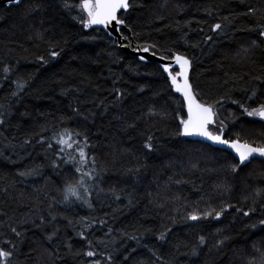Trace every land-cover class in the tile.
<instances>
[{
    "label": "trees",
    "instance_id": "obj_1",
    "mask_svg": "<svg viewBox=\"0 0 264 264\" xmlns=\"http://www.w3.org/2000/svg\"><path fill=\"white\" fill-rule=\"evenodd\" d=\"M34 2L41 3L43 10L32 15H25V9ZM67 2L78 3V0H67ZM249 2L258 4L260 0H249ZM136 3L143 6L130 10L126 19V23L132 27L133 31L140 34L139 39L133 38L134 42L139 45L157 43L164 47H172L192 58L193 65L189 76L194 88L201 93L202 100L216 99L228 89L247 86L246 82L252 76L264 75V44L254 50L250 60L237 63L233 59L242 45H247L255 39L252 34H239L234 39L230 37L226 40L214 37L215 44L212 47L203 43L199 48L189 46L201 41L204 34L211 35L207 26L203 24L205 16L199 10L212 4H224L226 9L224 14H227L228 9L238 8L235 0H167L165 7H161L165 5V0H136ZM177 3L184 7V12L177 14L174 11ZM75 14V12L66 13L62 8L61 0H23L20 6L0 4V83L3 84V87H0V104L11 107L7 124L0 128V132L3 133L0 135V146L7 141L19 145L28 136L38 133L44 125L55 130L70 128L88 132L90 141L97 146L95 155L99 158L101 165H106L110 169L102 176L101 186L105 189L112 185L126 187L130 191L134 189L138 203H135L133 207H124L127 200L123 198L122 202L108 201L111 208H120L115 219L110 221L111 226L125 229L130 233L140 225L144 228H153L154 231L160 228L163 223L162 218L169 209L161 211L155 208L149 202L151 197L148 194L155 195L158 191L163 192V188H158V185L162 186L169 176L191 181L184 185H170L171 193H179L189 203L198 201L203 196L205 200L211 199L212 206L216 208H219L223 201L247 210L253 190L264 188V184H261L255 175L264 171V164L256 161L243 168L235 177H225L223 173L208 171L219 169L224 163L221 157L228 155L230 160L232 154L222 153L218 151L220 148L207 142L175 135L178 131V122L172 117L174 116L173 108L176 105H170L167 101L169 98L179 100L180 96L168 89V84L163 78L147 75L155 71L156 63L152 62L148 66L137 68L136 56L126 53L121 48H110L111 41L107 39L103 31L97 33L92 29H82L71 19V16ZM157 16H164L166 19L161 21L156 19ZM185 21H192L190 27L193 29V31L183 29L188 31L187 44L181 40L183 32L177 28V22L184 25ZM197 21L201 23L197 24ZM212 22L208 20V24ZM200 27L204 28L203 33L197 30ZM39 31L45 32L44 40L35 37V33ZM93 36L97 38L85 39V37ZM63 40H67L68 43L66 45L61 43V47L64 48L61 56L55 60H49L47 64L37 60V57L41 55L48 58L46 41ZM107 50L123 56L124 60L121 64H111V58L104 55ZM97 53L101 54L97 63L82 59L86 54L94 60ZM73 57L78 58L74 60ZM5 65L15 66L18 69L8 74L12 80L31 77L29 87L19 98L11 95L15 86L3 79ZM129 65L134 71H129ZM109 68L113 73L123 77V81L116 86L126 87L131 95L125 98L120 107L102 115L100 114L102 109L94 108L91 104H81L82 113L87 114L89 109L97 113L94 117L89 116L88 121L85 122L83 116H76L72 112L70 105L75 104V97H79L81 101H91L94 97L101 99L107 97L111 100L112 97L108 94V90L112 87ZM136 72L141 75H136ZM242 75L245 76V81L238 82V78ZM233 77L236 79H232ZM225 80H229L226 86ZM141 84H148L151 87L139 93L136 91V86ZM96 85H99V91ZM66 89L72 94H62ZM76 89L80 91L77 92ZM155 92H160L161 95L154 96ZM231 95L233 99L244 101L242 92L236 91ZM260 100H264V96H261ZM153 103L157 108H164L169 112L167 121L141 122L136 130H123L120 121L114 119L116 115H122L125 121L131 123L135 116L141 115ZM248 106L256 105L249 102ZM22 113L27 115H21ZM232 116L237 118L235 126L229 123L232 132L243 131L249 140L260 139L261 134L264 133V122H261L259 118L243 115L237 105L225 104L221 118L231 119ZM61 117H70V119L61 124ZM153 125L155 127H152ZM148 128H151L158 136L159 143L163 145L162 151L148 154L142 148L144 138L141 133ZM46 135L50 136L51 133ZM4 137H7V141ZM28 152L32 153L31 157L26 154ZM5 155H10L16 162L11 163L0 158V216L6 212L8 216L20 217L26 213L30 214V210L36 211L33 207L36 200L45 201L40 206L43 210L46 209L48 198L51 196H55L57 200L61 199L62 194L58 189L63 187L62 179L51 167L45 166L41 176L19 177L17 175L19 171L34 164H47L43 158V148L39 145L26 146V149L18 148L17 153L6 152ZM137 159L141 162L146 160L148 167L142 171L135 185L131 181L125 184L120 171L124 167L135 164ZM170 161L178 166L167 168L166 165ZM192 164H198V168L192 169ZM66 175L69 181L76 178L67 173ZM225 179L233 186V190L220 195L214 185ZM4 189L7 191L5 192ZM34 189H40V191L36 192ZM245 196H250L247 204L244 203ZM255 199L258 201L257 211L249 217L229 210L219 221L213 219L201 221L194 229H187L183 224L176 225L172 234L173 243L177 239L194 241L196 233H199L209 237L208 247L210 248L215 239L223 238V236L231 237L219 252L212 249L209 253L205 248L198 258L179 257L177 264H250V262L261 264V252H264V227L258 222L264 219V209L261 208V204H264V193ZM195 206L193 203V207ZM206 207L204 203L199 205L200 209H206ZM55 210L68 216L74 213L80 216L89 214V210L83 207H73L72 211H68L64 205H58ZM110 210L108 206H105L96 215H103ZM2 218L7 219V217ZM253 224L257 225L255 229L251 228ZM61 227H63L62 223ZM217 229L224 230L223 236L215 235ZM0 231L6 232L5 229ZM186 232H190L191 236L186 237ZM67 235H72L70 229L67 230ZM5 239L16 241L10 232H6L5 235L0 236V246H5L2 243ZM73 243L76 247H84L75 237H73ZM142 243H148L151 247L157 242L152 237H146ZM127 245L129 252L132 248L137 249L128 264H136L137 261H144L147 264L150 257L144 248L134 241H127ZM46 246L47 242L43 241L40 231L30 228L20 246L21 254L12 261V264H45L46 257H42L41 253ZM159 247L166 259L170 260L175 255L170 245H159ZM256 249L260 251L257 252ZM181 251L186 250L181 249ZM64 264H71V261H65Z\"/></svg>",
    "mask_w": 264,
    "mask_h": 264
},
{
    "label": "snow or ice",
    "instance_id": "obj_2",
    "mask_svg": "<svg viewBox=\"0 0 264 264\" xmlns=\"http://www.w3.org/2000/svg\"><path fill=\"white\" fill-rule=\"evenodd\" d=\"M8 6H20L23 0H6ZM238 5L237 9H228L225 12L224 4H212L204 7L199 11L205 16L203 24L207 26L208 31L211 33L204 34L201 41L190 44L192 48H199L201 43L207 44L212 47L215 44L214 37L221 40L234 39L239 34H252L255 39H252L249 44L242 45L236 52L233 59L239 63L241 61L250 60L252 53L256 48L264 44V0L252 3L249 0H235ZM62 8L66 13L75 12L71 19L77 22L82 29H92L99 33L103 31L104 35L111 41L110 48L132 49L136 53H143L136 57V67L148 66L156 61L155 71L147 73L149 76H157L163 78L167 84L168 89L177 93L180 96L179 100L168 99V104H174L173 108L174 120L178 122V131L176 136L183 137H200L203 140L210 141L212 145H219L222 148L218 151L222 153H231V159L228 155H223L221 158L224 163L220 165L219 169H210L208 171H217L223 173L225 177L238 176L243 168L248 165L259 161L264 164V133L261 134L258 140H249L243 131L232 132L229 128V123L235 126L236 117L232 116L223 117L225 104L231 103L237 105L242 114L251 118H259L264 122V100H260L264 96V75L252 76L247 82V86L239 89L231 88L225 91L216 99L202 100L201 93L194 88L190 80V70L192 69L193 60L187 54L176 51L172 47H164L157 43H145L142 45H133L131 38H140V34L134 32L132 27L126 23L127 14L130 10L143 5H137L136 0H78V3H68L67 0H61ZM167 0H165V7ZM43 10V5L39 2H34L25 9V15H32ZM174 11L179 14L184 12L185 9L179 3L175 5ZM156 19L164 20L166 17L157 16ZM212 20L208 24V20ZM43 23V21H41ZM192 21H185L184 25L177 22L178 30L183 32L181 40L185 44L188 43V31L191 29ZM197 21V24H200ZM187 28L188 31H183ZM123 29V31H122ZM203 33L204 28L197 29ZM124 31L130 33L125 35ZM159 31V29H158ZM35 37L40 40L45 39V32L39 31L35 33ZM97 37H85V39L95 40ZM32 39V37H29ZM127 42V43H125ZM48 43V58L41 55L37 60L42 64L49 63V60H55L64 52L61 43L67 44V40L63 41H46ZM111 58V64L119 65L124 60V57L118 53L107 50L104 52ZM100 53L96 54V59L87 56L86 54L82 59L90 60L92 63H97L100 60ZM73 57L72 59H77ZM227 58V57H226ZM129 71H134L131 65L128 66ZM14 71H18L15 66L5 65L3 72L5 73L4 81L10 82L15 86V90L11 92L13 97L19 98L25 90L29 87L31 77L24 79L23 77L12 80L8 75ZM136 75H141L139 72ZM109 75L111 77L112 87L108 90L109 96L112 97L108 100L107 97L101 99L94 97L91 101H81L79 97H75V104L70 105L72 112L76 116H83L85 122L88 121L89 116H96L97 113L89 109L87 114L81 112V104H91L94 108L102 109L101 115L110 110L120 107L125 98L130 96L125 88L117 87L116 85L123 81V77L119 74L113 73L109 68ZM247 75V74H245ZM232 79H236L233 77ZM245 76H240L238 82H244ZM229 80L224 81V85H228ZM0 87L3 84L0 83ZM151 85L141 84L136 86V91L143 93L146 88ZM99 91V85H96ZM75 91L79 92L80 89ZM242 92L244 94V101L233 99L231 93ZM64 95H71L69 90H64ZM160 92H155L154 96H160ZM107 101V102H106ZM255 104V107H250ZM11 115V107H6L0 104V128L7 124V116ZM21 115H27L22 113ZM169 112L164 108H157L153 103L143 111L141 115L134 117L131 123L124 120L122 115H116L115 120L120 121L123 125V130L131 129L136 130L141 122L146 121H161L165 122L169 119ZM70 117H61L60 123L63 124L65 120ZM227 121V122H226ZM152 127H155L153 125ZM159 131V129H157ZM51 133V135H46ZM0 135H3L0 132ZM143 136L142 148L146 153H157L162 151L163 145L159 143V138L151 130L145 129L141 133ZM7 141V137H4ZM39 145L43 148V158L47 164H34L22 171L17 175L19 177L41 176L42 169L47 166L51 167L57 172V175L62 179L63 187L58 189L62 194L61 199L57 200L55 196L48 198L46 209H41V205L45 203L44 200H36L33 203L35 212L30 214L26 213L20 217L8 216L6 212L0 216V229H5L16 238L14 242L12 239L3 240V245L0 246V264H12V261L21 254L20 246L24 242L26 233L30 228H35L40 231L43 241L47 242V246L41 253L42 257H46L45 264H64L65 261H71V264H128L132 259L137 249L132 248L129 252L127 241H134L136 244L144 248L149 254L150 259L147 264H177L179 257L198 258L201 253L207 248L211 253L212 249L217 252L222 250L225 243L231 239L229 236H223V229H217L215 235L223 238L215 239L212 246L209 248V237L204 234L196 233L195 240L177 239L173 243V230L176 225L183 224L187 229H194L201 221L213 219L219 221L229 210L240 213L244 217H249L251 214L256 213V204L258 203L255 197H260L264 193V188H256L251 194V203L247 210L243 207H237L231 203L221 202L219 208L212 206L211 199L205 200L201 196L200 200L189 203L187 199L182 197L179 193H171L170 185H184L191 183L190 180L174 179L169 176L168 180L158 188H163V192L158 191L155 195L149 193L151 197L149 201L155 208L163 211L169 209L162 218L163 223L158 230L153 228H144L140 225L134 228L130 233L125 229H117L111 226V220L115 219V215L120 212V208H111L108 201L112 203L122 202V198L127 200L124 207H133L138 203L137 197L133 190L117 187L112 185L105 189L101 186L102 176L110 169L106 165H101L99 158L95 155L96 144L90 141L89 133L77 129L49 128L47 125L41 126L38 133L25 138L19 145L7 141L0 146V158L15 163L10 155H5L6 152L17 153V149H26V146ZM49 153L51 155H49ZM31 157L32 153H26ZM131 154V152L129 153ZM178 165L174 162H169L166 167L171 169ZM148 167L146 160L141 162L137 159L136 163L129 167H124L120 171V175L124 178V183L129 181L135 185L138 182L142 171ZM192 169H197L198 164H192ZM67 174L76 177L74 180L69 181ZM252 175V174H250ZM259 178L260 183L264 184V171L255 173ZM47 183V182H46ZM216 191L223 195L230 193L233 186L225 179L214 185ZM6 192L7 189H4ZM39 192L40 189H34ZM23 196V193H21ZM250 196L244 197V203H248ZM200 203H204L206 209H200ZM58 205H64L68 211H72L73 207H83L89 210L88 215L80 216L73 214L72 216L64 215L62 212H57L55 209ZM105 206L111 210L104 212L103 215H96L98 211H102ZM264 209V204H261ZM2 217H7L3 219ZM61 223L63 227H61ZM259 225L264 227V219H261ZM256 224L251 225L255 229ZM71 230L72 235H67V230ZM6 232L0 231V236L5 235ZM102 233L98 235L97 233ZM186 237H190L191 233L186 232ZM73 237L78 239L84 247H76L73 243ZM146 237H152L157 242L151 247L148 243H142ZM159 245H170L175 255L172 259H166L161 254ZM185 249L186 251H181ZM257 252L260 249H256ZM136 264H145L144 261H137ZM251 264V262H250ZM261 264H264V252H261Z\"/></svg>",
    "mask_w": 264,
    "mask_h": 264
},
{
    "label": "water",
    "instance_id": "obj_3",
    "mask_svg": "<svg viewBox=\"0 0 264 264\" xmlns=\"http://www.w3.org/2000/svg\"><path fill=\"white\" fill-rule=\"evenodd\" d=\"M0 4H7V2H6V0H0ZM122 31H123V29H122ZM124 34H125V35H130V33L127 32V31H124ZM125 43H127V42H125ZM131 43H132L134 46H135V45H139V44H137V43L134 42L133 38H131ZM121 49H122V48H121ZM122 50H124L126 53H128V54H130V55H133V56H136V57H137L138 55H140V54H143V53H136V52H134L132 49H122ZM153 62H156V61L153 60ZM187 138H190V139H197V140L204 141V142H207V143H209L210 145H212L210 141L203 140V139L200 138V137H187ZM212 146H214V147H218V148H222V146H219V145H212Z\"/></svg>",
    "mask_w": 264,
    "mask_h": 264
},
{
    "label": "bare ground",
    "instance_id": "obj_4",
    "mask_svg": "<svg viewBox=\"0 0 264 264\" xmlns=\"http://www.w3.org/2000/svg\"><path fill=\"white\" fill-rule=\"evenodd\" d=\"M156 63V62H155Z\"/></svg>",
    "mask_w": 264,
    "mask_h": 264
}]
</instances>
